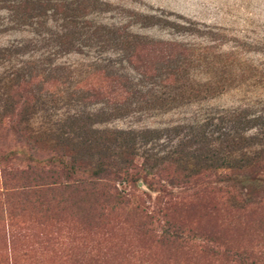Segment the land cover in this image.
Instances as JSON below:
<instances>
[{"label": "trees", "instance_id": "16d2710c", "mask_svg": "<svg viewBox=\"0 0 264 264\" xmlns=\"http://www.w3.org/2000/svg\"><path fill=\"white\" fill-rule=\"evenodd\" d=\"M109 11L100 0H0V35L24 33L0 45V178L9 218L24 195L46 211L77 210V221L93 227L115 212L134 214L145 225L162 223L165 241L187 246L194 229L175 216L184 198L160 197L163 206L150 209L126 187L143 180L170 195L204 176L217 177L230 213L264 211V97L253 100V92H264V50L256 61L239 45L224 52L215 39L149 38L132 27L157 25L160 17ZM200 70L233 77H192ZM231 88L243 92L241 105L205 104ZM136 105L178 120L160 128L96 127ZM52 121L87 138L63 146L50 137ZM19 155L29 161L21 168L13 164ZM219 233L212 240L219 248L209 249L217 260L264 264V253L249 259Z\"/></svg>", "mask_w": 264, "mask_h": 264}, {"label": "rangeland", "instance_id": "374dc122", "mask_svg": "<svg viewBox=\"0 0 264 264\" xmlns=\"http://www.w3.org/2000/svg\"><path fill=\"white\" fill-rule=\"evenodd\" d=\"M100 1L112 10L106 13L108 17L114 15L111 14L113 11L121 9L127 10V13L154 14L160 17L157 25L132 27L134 32L146 37L200 43L215 39L224 42L221 46L224 52L239 45L240 49L247 51L244 53L246 58L258 61L262 57L258 50H264V0ZM189 21L199 24L194 28L192 24L187 25L186 22ZM204 25L210 28H205ZM22 34L24 33L15 31L2 34L0 45H6ZM201 70L192 77L204 80L215 76L233 77V74L227 76ZM242 94L240 88H231L209 98L205 104L222 108L236 107L243 103ZM253 94V100L256 96L264 97V92L260 90ZM193 108L195 106L191 107ZM128 110L130 111L127 115L112 117L106 122L98 123L96 127L160 128L164 123L178 120L179 116L173 113L160 114L155 110L143 109L140 105ZM41 121L40 115L32 119L35 127ZM51 125V139L64 141L63 146L71 148L73 144L87 138L85 133L72 125L65 126L54 121ZM27 162L29 161L23 155H19L13 164L21 168ZM216 179L214 176H204L196 183L185 189L175 190L170 195L157 190L159 183L151 190L143 180L126 187L133 201L142 197V203L150 209L158 210L160 205L163 206L160 197L166 199L176 195L178 200L184 198L186 203L175 209L178 210L175 216H181L188 223L187 229L192 227L194 233L192 241L187 246H182L167 242L161 237L164 226L159 222L145 225L148 220L144 218L127 212H115L108 216L104 224L97 227H93L94 221L90 226L82 225L77 221V210L66 213H61L59 209L46 211L37 203L26 202L24 195L19 197L20 203L14 209L16 215L10 219L11 209L7 201L9 196L4 194L0 178V264H238L230 261L231 259L217 260L216 256H212L213 251L210 250L219 248L212 241L217 231L221 235L219 238L231 240L230 246L234 250L245 251L249 259L264 253V240H260L264 230V211H247L245 215L230 213L223 194L215 189ZM18 182L23 183L22 180ZM144 191L150 197L143 196Z\"/></svg>", "mask_w": 264, "mask_h": 264}]
</instances>
